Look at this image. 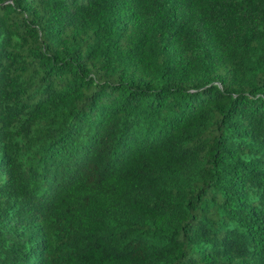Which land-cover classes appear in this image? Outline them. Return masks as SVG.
Wrapping results in <instances>:
<instances>
[{
	"label": "trees",
	"instance_id": "trees-1",
	"mask_svg": "<svg viewBox=\"0 0 264 264\" xmlns=\"http://www.w3.org/2000/svg\"><path fill=\"white\" fill-rule=\"evenodd\" d=\"M0 264H264V0H0Z\"/></svg>",
	"mask_w": 264,
	"mask_h": 264
}]
</instances>
